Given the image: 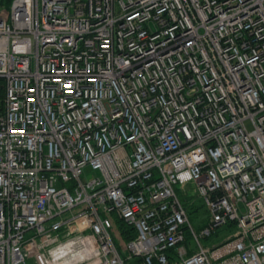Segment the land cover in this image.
I'll return each instance as SVG.
<instances>
[{
    "label": "built area",
    "instance_id": "2783aa9c",
    "mask_svg": "<svg viewBox=\"0 0 264 264\" xmlns=\"http://www.w3.org/2000/svg\"><path fill=\"white\" fill-rule=\"evenodd\" d=\"M135 259L264 264V0H0V264Z\"/></svg>",
    "mask_w": 264,
    "mask_h": 264
},
{
    "label": "rangeland",
    "instance_id": "374dc122",
    "mask_svg": "<svg viewBox=\"0 0 264 264\" xmlns=\"http://www.w3.org/2000/svg\"><path fill=\"white\" fill-rule=\"evenodd\" d=\"M189 190V189H188ZM189 198V202L193 203L194 202V208H192V213L190 215L191 218H194V220H196L199 223H203L207 220V216H208V210L206 208V206L203 204V202L199 199V197L196 195V192H194V189L190 188L189 192L187 191ZM185 201H187V199L183 198ZM197 206L199 207V209H197ZM116 225H118V221L116 222ZM224 229H219L218 233L216 235V239L214 240L215 243H220L222 242L229 234L226 232V234H224ZM233 231V229L231 230V232Z\"/></svg>",
    "mask_w": 264,
    "mask_h": 264
},
{
    "label": "crops",
    "instance_id": "0c3cea01",
    "mask_svg": "<svg viewBox=\"0 0 264 264\" xmlns=\"http://www.w3.org/2000/svg\"><path fill=\"white\" fill-rule=\"evenodd\" d=\"M190 188L194 189V185H193V184H188V185L186 186V188H185V191L183 190V192H182V190H180V194H181L182 198L187 199V201H184L185 203L189 202V198H190V197L188 196L187 191L189 192ZM188 189H189V190H188ZM187 208H188V207H187ZM188 211H189V208H188ZM191 221H192V223L194 224V226L196 227L197 230H199L201 227H203L204 224L206 223V221L203 222V223H199V222H197L196 220H194V219H192V218H191ZM222 229H224V231H223L224 234H226V232H227L228 234H229V232H231V229H230V228H222ZM217 233H218V231H217ZM217 233H215L211 238H209V239H207V240H204V243H205L206 245H210V244H212V243H215L214 240L216 239L215 237H216ZM187 244H191L190 239H188ZM189 251H190V253H191V252L193 251V249L190 248Z\"/></svg>",
    "mask_w": 264,
    "mask_h": 264
},
{
    "label": "trees",
    "instance_id": "16d2710c",
    "mask_svg": "<svg viewBox=\"0 0 264 264\" xmlns=\"http://www.w3.org/2000/svg\"><path fill=\"white\" fill-rule=\"evenodd\" d=\"M182 199H183V198H182ZM183 200H184V199H183ZM184 201H185V200H184ZM185 204H186V207L189 208V213H190V215H191V213H192V208H194V202H193V203L187 202V203H185ZM197 209H199L198 206H197ZM190 218H191V217H190ZM208 218H209V213H208V216H207V220H208ZM192 219H194V218H192ZM207 220H206V221H207ZM117 221H118L117 228L120 230V232H121L123 238H124V239H129V238H131L133 235L130 234L128 225H127L125 222H123L122 220H117ZM130 264H140V259H135V260H134L133 262H131Z\"/></svg>",
    "mask_w": 264,
    "mask_h": 264
}]
</instances>
